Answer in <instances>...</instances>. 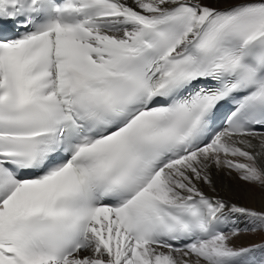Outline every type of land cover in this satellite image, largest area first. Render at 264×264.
Returning <instances> with one entry per match:
<instances>
[{
  "label": "snow or ice",
  "instance_id": "6c2138e0",
  "mask_svg": "<svg viewBox=\"0 0 264 264\" xmlns=\"http://www.w3.org/2000/svg\"><path fill=\"white\" fill-rule=\"evenodd\" d=\"M214 171L264 192V0H0V264H264Z\"/></svg>",
  "mask_w": 264,
  "mask_h": 264
},
{
  "label": "bare ground",
  "instance_id": "6f19581e",
  "mask_svg": "<svg viewBox=\"0 0 264 264\" xmlns=\"http://www.w3.org/2000/svg\"><path fill=\"white\" fill-rule=\"evenodd\" d=\"M215 6L225 7L227 4L233 2V0H214ZM213 179L216 184L217 191L221 197L229 200L230 202L240 204L241 206L253 208L256 210H264V192L261 189L244 184L233 174L227 175L225 172L213 173ZM207 191V189H205ZM215 195V193H209ZM242 220V229H251L252 223L246 218H239ZM238 227L239 224L237 225ZM233 243L236 246H257L258 244H264V230H247L242 231L238 238Z\"/></svg>",
  "mask_w": 264,
  "mask_h": 264
},
{
  "label": "rangeland",
  "instance_id": "374dc122",
  "mask_svg": "<svg viewBox=\"0 0 264 264\" xmlns=\"http://www.w3.org/2000/svg\"><path fill=\"white\" fill-rule=\"evenodd\" d=\"M244 247V246H243ZM245 247H248V246H245Z\"/></svg>",
  "mask_w": 264,
  "mask_h": 264
}]
</instances>
